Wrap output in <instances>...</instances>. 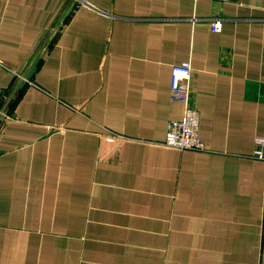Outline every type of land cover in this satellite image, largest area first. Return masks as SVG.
Masks as SVG:
<instances>
[{
  "label": "crops",
  "instance_id": "1",
  "mask_svg": "<svg viewBox=\"0 0 264 264\" xmlns=\"http://www.w3.org/2000/svg\"><path fill=\"white\" fill-rule=\"evenodd\" d=\"M257 137L264 0H0V264H264Z\"/></svg>",
  "mask_w": 264,
  "mask_h": 264
},
{
  "label": "built area",
  "instance_id": "2",
  "mask_svg": "<svg viewBox=\"0 0 264 264\" xmlns=\"http://www.w3.org/2000/svg\"><path fill=\"white\" fill-rule=\"evenodd\" d=\"M218 3L232 2L233 0H214ZM209 22L210 30L219 32L222 24L231 18L212 16L205 18ZM18 75V74H16ZM192 66L189 60L172 65L170 99L179 102L183 107L182 117L170 120L167 124L164 146L178 150L202 151L204 142L199 137V111L193 102L191 91ZM253 157L264 160V137L254 139Z\"/></svg>",
  "mask_w": 264,
  "mask_h": 264
}]
</instances>
